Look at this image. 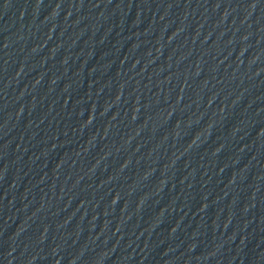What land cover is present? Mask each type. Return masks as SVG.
<instances>
[{
  "label": "water",
  "instance_id": "obj_1",
  "mask_svg": "<svg viewBox=\"0 0 264 264\" xmlns=\"http://www.w3.org/2000/svg\"><path fill=\"white\" fill-rule=\"evenodd\" d=\"M264 95V0H0V264H158Z\"/></svg>",
  "mask_w": 264,
  "mask_h": 264
}]
</instances>
